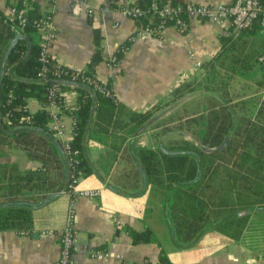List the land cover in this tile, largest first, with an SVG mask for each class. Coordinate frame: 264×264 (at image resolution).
<instances>
[{
  "label": "crops",
  "instance_id": "0c3cea01",
  "mask_svg": "<svg viewBox=\"0 0 264 264\" xmlns=\"http://www.w3.org/2000/svg\"><path fill=\"white\" fill-rule=\"evenodd\" d=\"M123 2L35 0L31 5V10L52 16L54 61L92 70L111 84L119 105L111 117L93 114L83 133L78 187L99 189L100 194L73 202L78 250L70 264H112L116 254L130 261H156L163 256L173 264H264V110H257L264 90L236 95L229 89L233 82L251 85L259 71L253 68L249 76L242 62L230 74L228 68L213 63L227 44L219 36L235 41L236 50L240 45L243 52L257 49L259 54L264 51V38L259 32L236 31L227 23L194 19L184 33L166 26L160 36L144 35L143 25L121 11ZM181 2L214 5L231 0ZM17 3L0 0L1 13L11 19L9 8ZM19 31L28 45L42 39L38 31ZM121 46L124 51L117 53ZM94 55L99 58L89 68ZM113 55L118 61L108 65ZM64 101L75 107L77 91L68 87ZM212 103L224 104L231 125L222 145L225 157L213 161L216 171L209 177L210 190H204L199 200L208 198L209 205L221 211L191 239L182 241L173 230L169 191L146 182L138 170L136 149L167 151L183 138L202 149V119L207 114L212 119ZM27 109L55 111L35 97L27 99ZM63 118L71 126V114L65 112ZM172 129L177 131L170 137ZM114 147L119 151L109 163ZM0 164L15 165L20 171L41 167L14 142L0 144ZM65 167L62 183L44 198L0 197V264H53L58 258V235L41 232L64 226L72 200L61 193L68 177ZM130 230L147 231L150 239L134 242ZM94 250L101 254L92 256Z\"/></svg>",
  "mask_w": 264,
  "mask_h": 264
},
{
  "label": "trees",
  "instance_id": "16d2710c",
  "mask_svg": "<svg viewBox=\"0 0 264 264\" xmlns=\"http://www.w3.org/2000/svg\"><path fill=\"white\" fill-rule=\"evenodd\" d=\"M143 2V5L147 6L150 0ZM173 2L182 3L181 0H173ZM30 15L31 18H39L42 14L31 10ZM148 18L153 19V14L144 18L142 23H148ZM23 30L24 33L29 34L37 31L33 24H29ZM246 30L259 32L256 25L240 31ZM21 34L16 22L0 11V144L14 142L16 145H21L27 150L28 156L35 157L41 162V167L20 171L15 165L0 164V197L14 199L35 194L44 198L62 183L66 176L67 164L61 144L51 136L47 127L49 112L38 110L31 113L27 109L29 97H35L44 105L49 104L47 87L50 83L48 80L50 73L48 71L46 74L48 78L45 80L40 79L38 74L41 67L38 50L42 39L40 43L33 41L28 45L25 39L21 38ZM219 40L222 44L223 42L227 44L221 54L213 59V63L221 68L226 67V70L228 68L229 73L233 74L235 68L241 66L243 62L248 67L246 70L250 71V76L254 65H257L259 73L254 83L264 90V64L257 61L260 51L256 49L252 53L247 50L243 52L244 48L240 45L236 46L238 50L235 49V41L228 42L222 36H219ZM98 41L99 39L96 40L97 45ZM97 55L92 58L89 68L99 58ZM92 72L88 70L85 74ZM73 89L77 91V105L71 112L76 120V133L70 144L79 150L80 162L76 171L80 173L83 163V133L87 123L93 114L100 118L103 114L111 117L119 105L114 98L95 94L86 84L74 86ZM212 107H215L211 111L212 119L208 114L207 118L202 119V132L199 135L202 149L184 138L175 141V145L169 146L167 151L149 147L136 149L138 170L143 174L146 182L169 191L168 205L173 230L182 241L191 239L200 227L221 211L220 208L214 210V207L209 205L208 198L199 200V196L204 195V190H210L209 177L216 171L213 161L217 157L219 159L225 157V149L222 145L225 143L226 131L231 125L230 114L224 104L212 103ZM262 109L264 110V100L257 110ZM118 151L119 148L114 147L109 154V163L116 160ZM67 169L68 182L70 173L68 166ZM105 170L106 172L110 170L109 164ZM221 225L225 226L226 222ZM235 227L231 230H235ZM130 234L134 242L150 239L147 231L130 230ZM159 260L168 261L163 256Z\"/></svg>",
  "mask_w": 264,
  "mask_h": 264
},
{
  "label": "built area",
  "instance_id": "2783aa9c",
  "mask_svg": "<svg viewBox=\"0 0 264 264\" xmlns=\"http://www.w3.org/2000/svg\"><path fill=\"white\" fill-rule=\"evenodd\" d=\"M35 0H18L16 5L9 8V17L16 22L19 28L24 29L33 24L42 35V41L38 50V61L41 64L39 77L45 80L46 74L50 73V83L47 87L49 104L55 111H49L47 127L51 136L57 140L63 150L66 164L69 167V180L61 193L70 196L71 203L65 216L64 226L59 231L44 230L42 234H56L60 241V253L53 264H70L74 254L78 250V236L75 231V208L73 202L78 197L95 198L100 194L99 189L79 188L80 173L76 171L79 165V150L74 148L70 141L76 133V120L71 114L76 108L68 106L64 101V93L67 86L86 84L95 94L114 98L112 86L108 82L101 81L93 72L85 74L86 70L69 68L54 61L50 47L55 39V29L52 24V16L43 14L39 18H31V5ZM143 0H124L121 11L126 16L140 22L143 25V33L160 36L166 26H174L179 32L184 33L189 29V20L212 21L227 23L234 30L240 31L256 25L259 33L264 38V0H231L228 3L218 4H192L177 3L173 0H150L147 6ZM90 12V10H89ZM153 14V19L148 18V23L142 20ZM125 47L118 48V52L124 51ZM118 61V55L110 58L108 65H114ZM257 61L264 64V51L257 56ZM75 90V89H73ZM71 114V126H67L63 114ZM70 137V139H69ZM92 256L101 254L98 250L90 252ZM116 262L112 264H173L169 261L148 259L142 261H130L121 255H115Z\"/></svg>",
  "mask_w": 264,
  "mask_h": 264
},
{
  "label": "rangeland",
  "instance_id": "374dc122",
  "mask_svg": "<svg viewBox=\"0 0 264 264\" xmlns=\"http://www.w3.org/2000/svg\"><path fill=\"white\" fill-rule=\"evenodd\" d=\"M254 68L255 69H257V65H254ZM251 75V73H249V76ZM256 78H254V79H252L251 80V85L249 84V85H246V87L244 86V84L243 85H241V84H237V83H235V82H233V88H229L230 90H232L233 89V92L234 93H236V92H238L239 94H236V95H241V96H245V95H248V94H250L251 92H253V91H257V90H259L260 88L258 87V86H256L255 85V83H253V80H255ZM252 88V89H251ZM253 90V91H252ZM176 131L177 130H175V129H172L171 130V134H170V137L171 136H175L176 134Z\"/></svg>",
  "mask_w": 264,
  "mask_h": 264
}]
</instances>
